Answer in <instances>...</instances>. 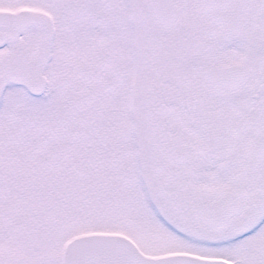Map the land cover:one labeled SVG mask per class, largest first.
<instances>
[{
  "label": "snow or ice",
  "instance_id": "obj_1",
  "mask_svg": "<svg viewBox=\"0 0 264 264\" xmlns=\"http://www.w3.org/2000/svg\"><path fill=\"white\" fill-rule=\"evenodd\" d=\"M0 264H264V0H0Z\"/></svg>",
  "mask_w": 264,
  "mask_h": 264
}]
</instances>
